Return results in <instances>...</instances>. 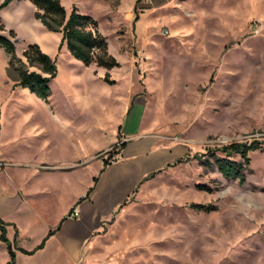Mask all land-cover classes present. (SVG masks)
Wrapping results in <instances>:
<instances>
[{
  "label": "rangeland",
  "instance_id": "rangeland-1",
  "mask_svg": "<svg viewBox=\"0 0 264 264\" xmlns=\"http://www.w3.org/2000/svg\"><path fill=\"white\" fill-rule=\"evenodd\" d=\"M60 2L67 13L75 6L96 21L120 63L113 72L118 82L102 85V69L70 57L61 34L45 30L29 1L11 0L0 10V34L15 55L23 60L22 51L36 44L57 70L49 104L19 86V119L29 115L39 129L32 145L23 143L19 161L46 159L55 170L69 169L61 172L65 178L57 171L49 179L33 177L38 189L48 184L53 193L34 199L43 218L28 224L30 234L9 231L12 247L34 249L65 203L72 200L68 214L77 206L99 164L117 148L118 141L99 151L113 143L110 129L122 106L115 97L122 102L134 93L149 131L160 145L178 148L177 156L84 241L78 264H264V211L247 219L231 207L239 197L264 200V0ZM7 68L0 48V97L17 86ZM136 113L133 108L127 120ZM234 142L260 144L248 153L242 184L225 179L212 157H223L221 148ZM226 158L241 161L236 154ZM64 179L71 188L66 196L58 191ZM55 242H49L51 253ZM7 262L0 242V264Z\"/></svg>",
  "mask_w": 264,
  "mask_h": 264
},
{
  "label": "crops",
  "instance_id": "crops-1",
  "mask_svg": "<svg viewBox=\"0 0 264 264\" xmlns=\"http://www.w3.org/2000/svg\"><path fill=\"white\" fill-rule=\"evenodd\" d=\"M65 50L67 51L66 48ZM90 66H95V64ZM119 68L120 63L118 68L109 71L99 68L104 72L99 78L102 80V85L112 88L116 86L118 81L113 79V72ZM31 71L40 73L37 70ZM106 73L109 74V79L114 82L113 84L104 82L103 78ZM12 79L15 83V77ZM23 90L30 93L27 89ZM134 95L133 93L122 96V102L118 100L119 95L115 97L116 102L122 103V106H119L116 121L110 129V138L113 143L99 150L105 151L117 141L121 142L123 147L118 148L119 161L105 167L100 163L97 175L94 177L96 181H92L88 187H92L88 197L82 199L88 188L78 197V200L82 199L77 204L78 217H68V210L72 205V200L69 199L60 215L53 218L51 224L45 223L42 233L46 236L48 231L53 230L63 219L59 229L46 239L41 249L31 255L15 251L14 264H78L84 241L91 234L100 233L101 224L119 209L149 174L161 170L176 158L178 148L172 145H160L157 137L149 131L143 120V103L139 102ZM50 108L51 115L55 116L52 106ZM133 108H137V113L128 121ZM20 111L19 86H11L8 94L0 97V219L8 224L5 227L6 236L9 231H12L19 238L30 234L28 224L43 218L42 211L33 208L37 204L34 199L37 196L47 198L53 193L48 184L38 189L33 177L42 174L49 179L57 171L58 177L65 178L61 172L69 170L66 168L55 170V166L46 163V159L40 160V162L43 161L42 164L34 160L33 162L19 161V150L24 147L23 143L26 142L28 146L32 145V140L36 138L39 131L38 125L33 123L29 115L19 119ZM70 165L66 166L70 167ZM63 181V188L60 184L58 191L66 196L71 188L70 184L66 188L65 179ZM55 240L51 253L48 249L49 242ZM19 248L31 251L20 245Z\"/></svg>",
  "mask_w": 264,
  "mask_h": 264
},
{
  "label": "trees",
  "instance_id": "trees-1",
  "mask_svg": "<svg viewBox=\"0 0 264 264\" xmlns=\"http://www.w3.org/2000/svg\"><path fill=\"white\" fill-rule=\"evenodd\" d=\"M9 1L11 0H4L0 4V10L4 8ZM27 1L35 7V17L41 22L46 31L61 34V44L65 46L69 54L75 60L81 62L85 67L95 64L96 67L107 71L119 67L117 60L109 54L107 42L98 32L97 23L92 17L79 13L75 6L67 13L62 7L60 0ZM3 30L4 24L0 18V32ZM9 35L14 37L11 31ZM0 48L8 55L7 73L9 76L15 77V85L27 89L31 94L47 103L51 95L49 83L55 78L57 73L56 67L51 59L43 53L36 44H29L22 51V57L24 59V61H22L15 55L14 44L10 39L1 34ZM31 67L38 68L40 73L29 70ZM103 80L110 85L114 83L109 79V74L107 73L104 75ZM121 147H123L122 144L119 146V149H121ZM256 150H260V144L257 142H252L250 144L230 143L221 148L220 152L224 154L223 157L212 154L214 165L225 179H237L238 182L242 184L244 182V169L248 167L249 164L248 153ZM114 153H119V150L109 153V157ZM233 154L239 155L241 161L236 162L226 158V156L230 157ZM197 161H200L199 158H197ZM206 163L209 167L213 168V165L208 162ZM102 164L103 167L107 166V159L103 160ZM148 177L149 175L145 180ZM92 181L95 182L96 178H93ZM91 190L92 187L88 188L82 199L87 198ZM82 199H79L77 204ZM199 207L203 208L202 206ZM62 221L63 219L60 220L53 230H49L41 243L33 250L25 251L20 248L12 247L6 237L5 227L8 226V224L0 219V242L4 243L6 247L8 254L7 264L15 263V251L31 255L36 250L41 249L46 239L59 229Z\"/></svg>",
  "mask_w": 264,
  "mask_h": 264
},
{
  "label": "clouds",
  "instance_id": "clouds-1",
  "mask_svg": "<svg viewBox=\"0 0 264 264\" xmlns=\"http://www.w3.org/2000/svg\"><path fill=\"white\" fill-rule=\"evenodd\" d=\"M233 211L244 218L252 219L261 211H264V200H258L256 197L251 199L239 197L231 204Z\"/></svg>",
  "mask_w": 264,
  "mask_h": 264
},
{
  "label": "built area",
  "instance_id": "built-area-1",
  "mask_svg": "<svg viewBox=\"0 0 264 264\" xmlns=\"http://www.w3.org/2000/svg\"><path fill=\"white\" fill-rule=\"evenodd\" d=\"M120 144H121V142H117V143L115 144V146H116L117 148H115L114 151H117V150H118ZM112 152H113V151H112ZM106 159H107L109 162H113V161H115L116 159H119V153H114V154H112L110 157L108 156ZM78 215H79V209H78L77 206H75V207L72 208V210L69 212L68 217H70V218H76V217H78Z\"/></svg>",
  "mask_w": 264,
  "mask_h": 264
}]
</instances>
